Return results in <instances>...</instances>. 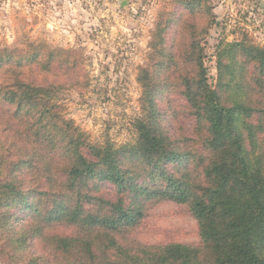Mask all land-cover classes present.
Masks as SVG:
<instances>
[{"label":"trees","instance_id":"1","mask_svg":"<svg viewBox=\"0 0 264 264\" xmlns=\"http://www.w3.org/2000/svg\"><path fill=\"white\" fill-rule=\"evenodd\" d=\"M186 1L190 14H206L207 32L211 10ZM175 28L164 87L179 82L195 137L163 124L150 88L135 142L120 148L90 143L65 116L55 67L70 58L0 52V264H264V48L221 44L212 87L200 43L179 38L192 26L179 18ZM95 181L114 183L113 200ZM151 199L186 205L201 244H121ZM17 207L34 213L17 224ZM54 226L73 232L48 233ZM35 238L56 262L28 253Z\"/></svg>","mask_w":264,"mask_h":264},{"label":"rangeland","instance_id":"2","mask_svg":"<svg viewBox=\"0 0 264 264\" xmlns=\"http://www.w3.org/2000/svg\"><path fill=\"white\" fill-rule=\"evenodd\" d=\"M6 1L12 4L7 6ZM196 2L204 10L207 5L213 14L207 32H203L206 14H190L186 0H0V52L42 48L44 52L56 50L75 62L56 64V78L63 84L58 100L65 116L92 144L115 148L133 144L135 122L145 116L150 88L163 111V124L171 131L195 137L179 82L175 80L169 87L173 88L170 93L164 87L170 64L163 48L169 46L177 19L186 18L192 26L191 36L185 31L179 38L200 43L212 87L219 83L217 50L221 44L247 40L264 48V0ZM191 148L196 150L193 143ZM96 184L103 185L102 198L113 200L109 197L115 191L113 182ZM141 209L137 225L119 235L121 244H201L198 223L186 205L151 199L144 201ZM11 212L17 224L34 213L21 211V207ZM47 232L73 231L54 226ZM29 243V254L56 262L40 239Z\"/></svg>","mask_w":264,"mask_h":264},{"label":"crops","instance_id":"3","mask_svg":"<svg viewBox=\"0 0 264 264\" xmlns=\"http://www.w3.org/2000/svg\"><path fill=\"white\" fill-rule=\"evenodd\" d=\"M5 4L8 6V5H11L12 3L9 1L8 2L6 1Z\"/></svg>","mask_w":264,"mask_h":264}]
</instances>
